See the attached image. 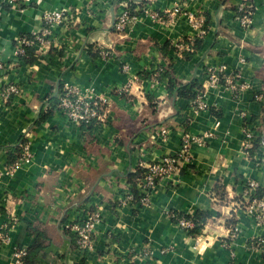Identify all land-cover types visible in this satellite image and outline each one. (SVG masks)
Here are the masks:
<instances>
[{
	"label": "crops",
	"instance_id": "crops-1",
	"mask_svg": "<svg viewBox=\"0 0 264 264\" xmlns=\"http://www.w3.org/2000/svg\"><path fill=\"white\" fill-rule=\"evenodd\" d=\"M247 2L254 11L246 28L236 19L244 0H32L24 6L0 0V60L7 65L0 72V233L8 229L0 264H15L16 249L33 247V228L47 229L52 239L35 264H264V223L243 204L248 181L264 191V145L250 156L245 150L246 124L256 140L264 139V0ZM127 7L137 19L121 34L116 18ZM175 7L182 12L168 23L144 13ZM56 10L68 18L53 27L50 46L34 48L33 64L18 57V39L39 33L43 13ZM190 14L204 19L197 49ZM180 44L191 48L179 52ZM170 63L181 84L204 86L208 71L225 65L228 72L241 70L250 87L238 99L223 85L208 88L211 110L194 118L191 99H169ZM61 84L90 100L106 99L104 120L91 134L48 103ZM9 85L21 93L5 101L1 91ZM186 132L212 137L207 146H192L191 164L161 182L149 206L136 203L130 175L175 155ZM23 138L31 161L11 172L10 149ZM95 211L101 221L94 247L84 252L67 226ZM171 211L206 212L210 219L193 237ZM146 246L153 257L142 255Z\"/></svg>",
	"mask_w": 264,
	"mask_h": 264
},
{
	"label": "built area",
	"instance_id": "built-area-1",
	"mask_svg": "<svg viewBox=\"0 0 264 264\" xmlns=\"http://www.w3.org/2000/svg\"><path fill=\"white\" fill-rule=\"evenodd\" d=\"M10 6H24L30 5L32 0H6ZM253 6L244 0V3L237 6L236 19L243 27H249L252 22ZM182 10L180 7H175L173 10L165 11L163 14L157 11H151L145 9L144 13L149 15L153 20L161 21L164 23L171 22L173 18L180 14ZM68 18L67 13L64 10H56L52 12H44L42 16L43 29L34 35H23L18 39L17 52L18 57H24L27 54L28 48H44L50 46V35L52 29L55 26H60L66 23ZM191 24L199 30V38L205 34L204 30V19L202 17H195L190 14L188 16ZM137 17L131 12L130 8L127 7L120 11L116 18V30L124 34L134 24ZM179 52H183L185 49L190 50V46L186 44H180L176 46ZM244 62V60H242ZM6 63L0 60V72H4L6 69ZM159 72L154 74L157 78L160 76ZM206 83L203 86V90L197 91V95L192 100L191 115L197 118L202 112H208L211 110V106L206 101V91L208 88H216L220 85L231 92L233 98L238 99L240 94L247 90L250 85L243 80V74L241 70H235L228 72L227 66L223 65L215 69H210L206 76ZM21 88L16 85H9L2 89L1 95L5 101H9L13 96L20 95ZM257 96V99H260ZM107 104L105 98H99L96 100H90L85 98L79 90L71 86L63 85L62 93L59 97V109L62 110L69 118L78 122L79 124L85 123L90 124L92 120H96L95 124L103 122V111L104 105ZM245 119L247 114L244 112L241 114ZM165 133V131H164ZM245 150L250 156L249 150L252 149V140L255 139L254 132L245 125ZM166 137V134L164 135ZM212 137L211 133L204 135H196L190 132H186L183 135L180 150L172 156H165L160 161L149 164L146 169L148 170L139 184V192L141 195L140 204L147 207L151 203V197L159 187L160 183L173 178L177 175L182 167L191 164L193 160V154L191 148L193 145L207 146L209 139ZM22 157L10 167V171L14 172L15 169L24 162L31 161L32 154L29 148V142L23 145ZM143 167V165H141ZM145 168V167H144ZM1 179V174H0ZM259 188L258 183L255 181H248L245 185L244 197L248 200L252 197L255 191ZM251 212H254L259 223H264V200L261 198H254L251 204L247 208ZM170 218L182 229L190 231L195 227L192 220H188L181 216L179 212L171 211L169 213ZM101 221V215L98 211L91 212L87 215L81 223H75L67 226L76 238V246L86 252L94 247V232L96 225ZM238 232L234 230L229 238L233 241L237 238ZM0 239L2 242L7 241V234L0 233ZM143 256L153 257L154 251L152 247L146 246L141 252ZM27 254V250L16 249L14 252L15 264H25L24 259Z\"/></svg>",
	"mask_w": 264,
	"mask_h": 264
},
{
	"label": "trees",
	"instance_id": "trees-1",
	"mask_svg": "<svg viewBox=\"0 0 264 264\" xmlns=\"http://www.w3.org/2000/svg\"><path fill=\"white\" fill-rule=\"evenodd\" d=\"M118 2L120 1H128V0H117ZM116 29V28H115ZM201 44V38H197L196 39V43H195V49H197ZM169 47V45H167ZM164 52V49L163 51ZM24 58L25 61H27L30 64H33L36 61V56H35V52H34V48H28L27 49V54L26 56L22 57ZM173 63L168 64L167 66H165V71L167 76L170 79L169 85H168V93H169V99L172 100L173 98H186V99H191L194 100L196 95H197V91H201L203 90V86L198 82V81H193L187 84H181L179 82H177V80L175 79L174 76V71H173ZM62 88L63 85H60V92H59V96L54 97V98H50L48 103L54 105L53 108L58 107L59 105V97L62 93ZM53 113V109L49 110L46 113H43L38 122L36 123V125H39L40 123L44 122L48 116L50 114ZM96 120H92L90 122L89 125L82 123L80 124L85 131H87L88 133H92V129L95 126ZM27 143L26 138H23L21 140V142L19 143V145L17 147H14L12 149H10V158H11V162H15L16 160L20 159L22 157V153H23V145ZM253 143V147L251 149V151H254L255 149H257L258 147H260L261 145H264V139L262 138V136L260 138L253 139L252 140ZM147 169L144 167H139L134 173H132L130 175V182L132 183L133 186V195L135 198L136 203L140 202L141 200V195L139 192V184L141 183L142 179L144 178L145 174L147 173ZM220 193H222V198H224V191L221 190V187H218L217 189ZM264 194V191L261 190L260 188H257V190L255 191V193L252 195V197L250 198V200H248L247 205L244 204V207L248 208V206L251 204L252 200L254 198H261ZM181 216L185 217L188 220H192L195 224V227L193 229H191L189 232L193 237H197L198 235H200L202 233V230L205 226V224L207 223V221L210 219V215L206 212H198L195 215H186V214H181ZM35 234L37 235L35 244L33 245V247H31L30 249L27 250V254L25 256L24 259V263L25 264H35V256L42 250H44L47 247V244H49L51 242V236L49 234V231L47 229H36L33 228ZM8 229H5L3 231L4 234H7ZM68 234V233H67ZM74 240V246L76 245V238L73 239ZM1 242V239H0Z\"/></svg>",
	"mask_w": 264,
	"mask_h": 264
}]
</instances>
